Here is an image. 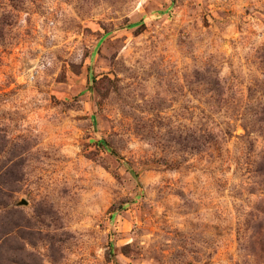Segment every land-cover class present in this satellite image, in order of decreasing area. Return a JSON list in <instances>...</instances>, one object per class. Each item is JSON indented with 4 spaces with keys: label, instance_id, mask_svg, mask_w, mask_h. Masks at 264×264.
<instances>
[{
    "label": "rangeland",
    "instance_id": "1",
    "mask_svg": "<svg viewBox=\"0 0 264 264\" xmlns=\"http://www.w3.org/2000/svg\"><path fill=\"white\" fill-rule=\"evenodd\" d=\"M263 105L264 0H0V264H264Z\"/></svg>",
    "mask_w": 264,
    "mask_h": 264
},
{
    "label": "trees",
    "instance_id": "2",
    "mask_svg": "<svg viewBox=\"0 0 264 264\" xmlns=\"http://www.w3.org/2000/svg\"><path fill=\"white\" fill-rule=\"evenodd\" d=\"M258 121L259 122L261 121V123L264 122V105L262 106V109H261V111L258 114ZM197 140H198L197 141L198 142L197 145H198V148L200 150L201 149V146H203L205 144L204 143L205 138H204L203 134H199Z\"/></svg>",
    "mask_w": 264,
    "mask_h": 264
}]
</instances>
